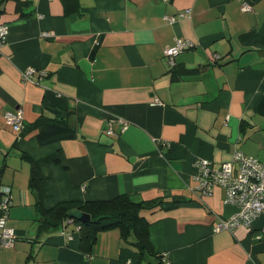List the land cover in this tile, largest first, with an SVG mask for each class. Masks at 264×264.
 <instances>
[{"label":"crops","instance_id":"obj_1","mask_svg":"<svg viewBox=\"0 0 264 264\" xmlns=\"http://www.w3.org/2000/svg\"><path fill=\"white\" fill-rule=\"evenodd\" d=\"M18 1L26 4L0 0L9 26L0 44V186L11 188L6 225L16 236L0 248V264H156L119 229L99 233L84 253L79 234L40 226L32 165L45 209L162 199L140 215L164 264H264V211L249 227L213 231L236 208L218 185L208 196L194 190L198 159L216 168L240 151L264 163V0ZM187 8L189 17L167 21ZM176 38L191 46L170 65L163 49ZM16 110L20 132L4 121Z\"/></svg>","mask_w":264,"mask_h":264},{"label":"built area","instance_id":"obj_2","mask_svg":"<svg viewBox=\"0 0 264 264\" xmlns=\"http://www.w3.org/2000/svg\"><path fill=\"white\" fill-rule=\"evenodd\" d=\"M241 11H251V4L247 1L241 2ZM191 10L189 8L180 10L173 16H166L169 23L175 22L176 19L189 17ZM9 26L0 22V44L4 42V37L8 32ZM43 36H49V33H42ZM191 44L181 38H176L172 46L163 49V55L167 57L168 63L174 65V58L190 48ZM33 68L23 71L24 79L30 80ZM22 111L16 110L4 114L5 124L14 131L20 132L23 127ZM122 125L121 131L126 127V121L119 119ZM107 135H114L112 127L109 123L105 129ZM197 172L195 174L196 190L201 196L211 194L212 188L216 185L223 188V202L235 206L236 211L227 218L217 219L213 231H233L239 226L249 227L252 222L264 211V163L258 161L254 157L247 156L240 151L234 153L232 160L222 163L219 167H213L208 159H198L196 162ZM0 248H12L14 246L16 236L13 227L6 225L8 211L12 205V193L9 186H0ZM73 219L69 218L67 225L72 223ZM75 229L79 227L75 224ZM65 234L68 239H72L71 232H67V228L60 231ZM264 232V229H263ZM164 260V255L163 258Z\"/></svg>","mask_w":264,"mask_h":264},{"label":"trees","instance_id":"obj_3","mask_svg":"<svg viewBox=\"0 0 264 264\" xmlns=\"http://www.w3.org/2000/svg\"><path fill=\"white\" fill-rule=\"evenodd\" d=\"M25 4V2L17 0V8H21ZM73 4L79 5L77 0H74ZM40 122L43 121L40 120ZM29 185L36 196L35 203L41 222L40 226L47 231H61L62 228H67V232H71L72 236L75 233L79 234V248L82 252H90L99 233L119 229L123 234V239L133 243L141 258L149 255L156 261V264H164L163 254L153 251L150 244L149 223L140 215L143 210L158 207L162 199L134 203L126 195H119L107 200H65L45 209L42 206V198L45 193L43 176L35 165L30 167ZM74 210L88 214L90 221L82 223L74 219L70 225H67L69 214ZM74 224L79 227L78 230L75 229ZM214 226L215 224L212 230Z\"/></svg>","mask_w":264,"mask_h":264},{"label":"water","instance_id":"obj_4","mask_svg":"<svg viewBox=\"0 0 264 264\" xmlns=\"http://www.w3.org/2000/svg\"><path fill=\"white\" fill-rule=\"evenodd\" d=\"M69 218L75 219L77 221H80L82 223H87L90 221V216L88 214H85L81 211L74 210L69 214Z\"/></svg>","mask_w":264,"mask_h":264},{"label":"flooded vegetation","instance_id":"obj_5","mask_svg":"<svg viewBox=\"0 0 264 264\" xmlns=\"http://www.w3.org/2000/svg\"><path fill=\"white\" fill-rule=\"evenodd\" d=\"M74 220V219H73Z\"/></svg>","mask_w":264,"mask_h":264}]
</instances>
